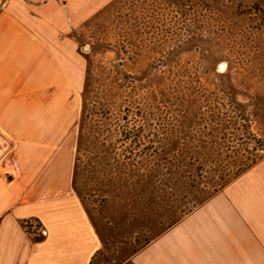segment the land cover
Listing matches in <instances>:
<instances>
[{
    "label": "rangeland",
    "instance_id": "obj_1",
    "mask_svg": "<svg viewBox=\"0 0 264 264\" xmlns=\"http://www.w3.org/2000/svg\"><path fill=\"white\" fill-rule=\"evenodd\" d=\"M81 37L73 183L102 240L92 264H136L264 157V0H117Z\"/></svg>",
    "mask_w": 264,
    "mask_h": 264
},
{
    "label": "crops",
    "instance_id": "obj_2",
    "mask_svg": "<svg viewBox=\"0 0 264 264\" xmlns=\"http://www.w3.org/2000/svg\"><path fill=\"white\" fill-rule=\"evenodd\" d=\"M117 0H0V264H92L74 189L81 31ZM34 219L39 231H29ZM136 264H264V157L138 252Z\"/></svg>",
    "mask_w": 264,
    "mask_h": 264
}]
</instances>
